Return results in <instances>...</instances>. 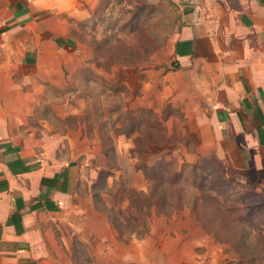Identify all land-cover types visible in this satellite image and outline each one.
<instances>
[{
	"label": "rangeland",
	"instance_id": "374dc122",
	"mask_svg": "<svg viewBox=\"0 0 264 264\" xmlns=\"http://www.w3.org/2000/svg\"><path fill=\"white\" fill-rule=\"evenodd\" d=\"M86 7L80 20L63 14L70 34L55 58L44 46L37 63L0 60L5 85L40 87L31 117L41 139L31 143L55 165L69 158L79 194L115 229L109 239L84 235L77 196L78 211L48 220L55 241L74 247L75 264H264V177L248 175L236 147L216 138L210 109L181 106L188 98L174 91V74L160 75L174 71L179 2ZM63 116L84 123L66 129Z\"/></svg>",
	"mask_w": 264,
	"mask_h": 264
},
{
	"label": "crops",
	"instance_id": "0c3cea01",
	"mask_svg": "<svg viewBox=\"0 0 264 264\" xmlns=\"http://www.w3.org/2000/svg\"><path fill=\"white\" fill-rule=\"evenodd\" d=\"M88 1L0 0V60L37 63L45 57L44 46L55 58L70 34L72 20L63 14L80 20ZM177 1L183 24L169 46L174 71L160 75L174 74V91L188 98L181 106L210 109L207 123L217 126L216 138L236 147L248 175L264 177V142L259 139V132L264 139V1ZM6 75L0 68V264H75L74 247L55 241L49 219L77 210L72 197L79 196L85 202V208L76 205L84 235L109 239L114 226L89 193L79 194L81 180L69 158L55 165L31 143L41 139L31 117L38 108L31 101L40 91L38 84L33 90L13 80L5 85ZM61 119L71 130L84 123ZM62 172L58 187L41 182ZM14 213L19 217L10 220ZM194 218L204 229L195 213Z\"/></svg>",
	"mask_w": 264,
	"mask_h": 264
},
{
	"label": "trees",
	"instance_id": "16d2710c",
	"mask_svg": "<svg viewBox=\"0 0 264 264\" xmlns=\"http://www.w3.org/2000/svg\"><path fill=\"white\" fill-rule=\"evenodd\" d=\"M262 1H264V0H262ZM259 135H260V137H259V139H260V142H264V139L261 137V133L259 132ZM63 175V172L62 173H59V174H55L51 179H47V178H42L41 179V182L42 183H45V182H47V181H50V183H51V185L53 186V187H58V183H59V179H60V177ZM16 217H19V215L17 214V213H14V214H12L11 215V217H10V220L11 219H13V220H15V218ZM108 217V216H107Z\"/></svg>",
	"mask_w": 264,
	"mask_h": 264
}]
</instances>
